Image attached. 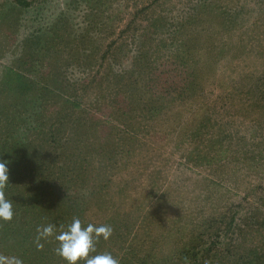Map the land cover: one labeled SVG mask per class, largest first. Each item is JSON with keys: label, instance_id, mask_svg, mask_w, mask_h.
Segmentation results:
<instances>
[{"label": "rangeland", "instance_id": "1", "mask_svg": "<svg viewBox=\"0 0 264 264\" xmlns=\"http://www.w3.org/2000/svg\"><path fill=\"white\" fill-rule=\"evenodd\" d=\"M23 1L0 0V80L7 71L19 73L14 79L30 82L26 97L37 95V108L20 123H4L30 144L12 157L6 194L14 216L0 221V254L23 264H66L56 261L57 241L38 239L37 229L51 224L58 233L78 205L85 222L112 227L97 251L117 255L119 264H185L177 259L182 248L210 241L215 234L202 231L226 207H236L240 217L261 216L264 0ZM135 40L145 43L139 61L154 75L133 64ZM87 54L108 81H121L131 69L143 78L140 84L153 79L156 110L116 121L118 94L108 84L80 91L77 108L37 94L58 68L70 79L86 76L70 71ZM161 73L174 76L164 82L156 78ZM85 112L95 117L92 134ZM60 114L66 120L54 146L49 123ZM76 129L83 131L80 140ZM65 163L76 165L65 173ZM248 236L264 257L263 228L254 234L231 229L225 237L230 248L238 238L241 249Z\"/></svg>", "mask_w": 264, "mask_h": 264}, {"label": "trees", "instance_id": "2", "mask_svg": "<svg viewBox=\"0 0 264 264\" xmlns=\"http://www.w3.org/2000/svg\"><path fill=\"white\" fill-rule=\"evenodd\" d=\"M17 2L18 4H23V5L27 4V2L25 3V1L23 0H17ZM134 36H138V35L135 34ZM136 38L138 39V37ZM135 41H138L137 42L138 49L136 51V55L133 56V59H134L132 61L133 64H135V66L139 65L143 67L142 69H146L147 72L145 75H147L148 73H151V75H154L152 72H150L149 70L150 68L148 67L149 65L147 64L144 65L143 61L142 62L139 61L140 58H143V57L145 58V47H146L145 43L143 41L140 42V40H135ZM106 50L107 51L101 54V59L102 58L104 59L106 53L108 52V49ZM87 55H88L87 57L86 56L78 57V59L80 60L82 64L79 63V64H76L77 66L73 67V69H77L76 71L77 73L74 71H70L71 76H74V77L79 75L78 74L79 71L84 73L86 76H82V78L78 80L77 78L70 79L69 77L70 74L68 75V73L65 72L66 68H63V69L58 68L56 71H53V75L55 76L53 77L54 81L52 79L51 83H43L41 85L42 86L41 89H39L40 91L37 94H39L40 97H43L44 100H50V102L52 101V103H55L53 102V100H55V97H56L57 102H60L61 107L63 108L64 107L66 109H68L69 107L77 108L80 105L79 103L80 95H78L80 91L81 92H83L84 90L92 91L93 90L92 88L94 86L98 88V87L103 86V84H108V85H115L116 90H117L116 94H118L117 100L119 101L117 102V106H119V108L117 109V113L114 116V119L116 121L120 120V117L122 118V120L123 118L132 119L136 117V115H134L136 112L138 113L139 116H142L145 113L147 114L149 110H150L149 113H152V110L153 111L156 110V107L158 106L157 104L158 99H156L157 101L154 99V95L156 94L155 93L156 91L152 90L150 87V85L153 82V79L151 78L146 79L145 80L146 82L144 84H140L138 81H142L143 78H139L137 72L134 69H131L125 73V76L121 74L122 76L118 77V78H121V81H114L115 80L114 78L112 79V81L111 80L108 81L105 77L108 74V72H106V74L100 75L97 67L95 70H93L94 66H92L91 64V55L90 54H87ZM102 65H103V62L101 61L98 64V67L102 68ZM166 71L167 70L164 71L165 74H166ZM90 72H93L94 74H90ZM7 73H9V75L7 74L3 75V77L0 80V138L7 137V138H3L2 140H0V160L7 162V166H9L8 176H12V172L15 169L14 160L12 159V157L15 155L14 150H22L23 149L21 146L22 144H24L25 147H27L29 146L30 143L26 138H21L20 136L21 132L18 131L16 127H14L13 125L11 127L9 126L8 123L7 125H4V123L8 122L9 119L17 123L22 122L23 118L25 117L24 114L28 113L30 111V108H33L34 113H36L37 106L34 104L37 103L36 102L37 95H34L33 97L31 96L30 98L26 97V95L28 94V91H30L29 88H31L32 86L30 82H27L26 80L14 79V77H19V73L15 71H7ZM164 73H161V75L158 74L156 78L157 79L164 78L165 79L164 82L166 81L168 82V79H171L174 76L173 74V76L169 75L167 77H162L163 76L162 74ZM181 73L182 72H178L175 74L180 76ZM194 73L196 74L195 71ZM59 79L60 81H58ZM157 79L155 81H157ZM181 85H180V89H182ZM156 86L160 87L159 89L161 91L164 90L165 88L163 84L159 86L158 82H156ZM163 92H167V90L165 89ZM85 113H86V116L88 117L89 122L93 123L89 127L91 128L89 131L92 134L97 128L96 127L94 131L92 130L93 125H97L95 123V117L91 113H88V112H85ZM60 115L61 116H59L56 122L53 121L49 123V126H50L49 132L51 133L52 139H54V141L52 142L54 146H57L55 144L56 135L57 134L59 135L61 133L60 129H61V126H63L61 123L63 122V119L65 118L62 114ZM78 117L79 119L82 118L80 114L78 115ZM2 126H4L3 127L4 129H2ZM13 132L16 133L15 134L16 137L12 135ZM73 134L76 139L80 140L82 138L79 139L78 136L83 134V131L76 129ZM110 135L115 138L113 133H110ZM84 141L89 142L88 139ZM17 144H19L18 147H17ZM27 150L28 149L25 150L26 153L24 154H27L29 157H31L32 155L31 154L29 155L27 153L28 152ZM199 157L201 159H199ZM199 157L195 159L194 162H196V160L198 161V159L202 160V156H199ZM89 158H90V162H94L91 160L92 159L91 157ZM199 162L202 163V161H199ZM78 163L76 162V164ZM76 164L69 165L65 163L63 171L65 173L66 172L69 173ZM80 168L83 170L84 166ZM79 174L80 172L76 171L75 176H79ZM262 198L264 199V196H262ZM70 200L72 201L70 207H72L74 204L76 205L75 202H78L79 198L76 197L75 199L73 200L70 199ZM75 213L76 214L74 215V218H79L82 222V225L89 224V222L84 221L83 210L80 209V205H78V209L76 210ZM219 214L220 215L216 218L217 220L215 219L214 221L209 222L210 224L206 225L205 229H203L202 231L203 233L204 232L214 233L215 235H212V233H210V235H212L213 238L208 242L200 241V243L195 244V245L191 244L186 247L184 246L182 248L183 249L182 255L178 257L177 259L182 261L185 264H264V257L262 254L259 253V250H262V248L259 244L255 243L254 241L252 242L251 237L248 236V238L245 239L246 243L243 246L241 245V249H239L240 244L238 243V240H239L238 238H237L236 243L233 244V246L230 248L231 242L230 241L228 242V240L225 237L231 229H232V232L234 233L242 232L244 231V229L249 234L260 232L262 228L264 229L263 227L264 226V211L261 212L260 217L254 215L252 217L244 218L242 216L240 217L239 210L236 209V207L230 206V207H226V210L222 211ZM118 216H120V214H118ZM126 216H128L127 213H126ZM241 220L243 224L241 223ZM68 224L69 223L65 224V226L63 227V230L66 229ZM93 225H100V223L98 224L94 223ZM232 226L235 228V230H233ZM103 242H104L103 239L99 240V242L96 245L98 249L100 248V246L105 244V242L104 243ZM130 245L131 244H129V246L127 245L126 247L128 252L130 250ZM55 254H56L55 257L57 258L56 261L59 262L58 258H60V256L57 255V253ZM116 256L114 255V257ZM158 261L159 260L156 261L158 264H168L169 259H166V261L164 260L162 262L159 261L160 263ZM54 264H57V263L55 262ZM120 264H128V263L127 262L123 263L120 260Z\"/></svg>", "mask_w": 264, "mask_h": 264}, {"label": "clouds", "instance_id": "3", "mask_svg": "<svg viewBox=\"0 0 264 264\" xmlns=\"http://www.w3.org/2000/svg\"><path fill=\"white\" fill-rule=\"evenodd\" d=\"M7 162L0 160V221L8 222L13 219V203L7 197L9 185ZM54 225L38 228V239L53 237L57 243L56 253L66 264H119L110 252H98L97 243L100 239L107 241L112 235L110 225H82L79 218H73L66 229L54 231ZM42 247V245H38ZM0 264H23L16 256L0 254Z\"/></svg>", "mask_w": 264, "mask_h": 264}]
</instances>
